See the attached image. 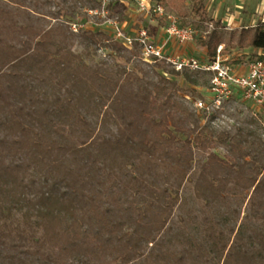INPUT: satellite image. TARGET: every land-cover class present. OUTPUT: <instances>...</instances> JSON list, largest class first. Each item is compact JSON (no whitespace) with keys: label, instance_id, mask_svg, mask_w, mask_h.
Listing matches in <instances>:
<instances>
[{"label":"rangeland","instance_id":"1","mask_svg":"<svg viewBox=\"0 0 264 264\" xmlns=\"http://www.w3.org/2000/svg\"><path fill=\"white\" fill-rule=\"evenodd\" d=\"M92 5L99 9L98 0H0V19L6 25L8 38L17 47H21L17 41L19 36L34 42L32 34L18 31L20 26L31 30L54 29L56 44L42 51L34 45L27 50L35 55L30 64L38 73L34 82L52 105L74 104L82 118L73 115L62 123L55 120L48 123L65 126L61 128L62 139L79 149L85 148L88 160L96 157V165L108 163L112 166L110 175L105 177L111 178L112 196L119 198L118 218L124 220V229L127 225L130 228L124 234L126 237L92 242L96 243L93 264H172L173 255L183 250L186 257L179 264H254L259 237L264 233V219L259 217L255 205L259 195H252V188L248 189L237 178V171H225L217 164L207 162L210 151L227 157V147L223 144L217 143L207 150L192 145L190 163H183L181 167L173 165L171 159L139 153L137 134L131 127L138 125L134 92L148 86L158 72L154 64L141 59L137 48L122 49L118 55L108 40L92 41L83 35L85 30L102 31L113 38V29L99 21ZM124 5L123 21L126 23L121 21V24L127 33L138 26H147L152 35H159L158 39H161L164 34L162 19L151 20L138 12L134 0H124ZM257 5L256 0H166L164 3L183 24L198 30L216 29L224 43L231 32L262 22L256 12ZM70 22H79L83 27L75 32L70 28ZM167 47L175 48L171 44ZM179 48L175 49L199 59L207 58L197 38ZM227 48L232 59H245L242 52L253 59L259 54L264 56V51L251 47ZM61 54L66 59L59 61ZM45 55L49 62L41 70ZM21 64L22 69L28 66L26 60ZM123 68L127 72H123ZM128 74L137 76L139 82L134 78V82L120 93L119 87L125 84L124 78ZM196 74L204 81L198 90L203 99H208L210 75L200 71ZM98 76L106 77L108 82L102 83ZM174 78L183 89L178 92L177 99L195 115L201 116L202 123L208 122L215 129L230 132L241 128L254 142L257 158L264 161V108L236 96L225 100L219 109L210 113L198 112L192 103L195 98L184 97V93L191 91V85L182 77ZM115 137L125 143L119 141L116 146L106 141ZM66 156L70 158V154ZM17 158L16 161L25 159L23 154ZM20 173V170H12L14 175ZM164 189L177 195L172 207L164 208L163 197L161 201L156 198ZM148 204L151 206L149 213L141 218L135 207ZM127 206L126 212L131 213L129 217L123 209ZM157 215L162 219L156 230ZM24 221L20 214H12L9 218L0 215V227L6 225L13 233L22 228L29 231ZM228 247L231 250L229 256L226 253Z\"/></svg>","mask_w":264,"mask_h":264},{"label":"trees","instance_id":"2","mask_svg":"<svg viewBox=\"0 0 264 264\" xmlns=\"http://www.w3.org/2000/svg\"><path fill=\"white\" fill-rule=\"evenodd\" d=\"M156 1L163 5L166 2ZM96 7L92 5L93 9ZM125 7L119 1L111 2L108 4V15L117 16L119 21H123ZM194 8L198 10L197 6ZM99 21L103 19L99 18ZM180 24L183 23L180 21ZM18 31L32 34L34 42L30 43L29 38L19 36L17 41L21 47H17L8 38L6 25L0 19V215L9 218L12 214H20L29 231L22 228L13 233L6 225L0 227V264H93L96 243L92 242L115 236L126 237L130 228L127 225V229H124V220L118 218L119 198L112 196L109 185L111 178L105 177L110 175L112 166L108 163L105 166L96 165V157L88 160L85 148L79 149L62 139L61 128L65 126L48 123L53 120L62 123L73 115L82 118L74 104L70 106L61 102L52 105L34 82L38 73L30 64L35 55L27 50L34 45L35 49L42 51L56 44L54 29L31 30L20 26ZM83 35L92 41L108 40L111 49L118 55L125 49L119 41L102 31L85 30ZM197 40L206 48L209 59L215 58L217 46L223 42L216 29L205 37L198 36ZM227 47H251L264 51V22L231 32L222 54H230ZM241 55L246 58L240 60L229 56L228 62L233 64L253 59L246 52ZM257 57L264 58L261 54ZM61 58L66 59L64 54H61L59 61ZM25 60L28 66L22 69L21 63ZM47 62L49 58L45 55L41 70H44ZM153 67L158 72L156 78L151 79L148 86L134 92L138 125L131 127L137 134L139 153L162 160L171 159L173 165L175 163L181 167L183 163H190L192 145L202 150L212 149L217 143L225 145L227 157L210 151L207 162L217 164L225 171H237V178L248 189L252 188V195H259L256 212L264 219V161L257 158L254 142L241 128L230 132L215 129L208 122L202 123L201 116L195 115L177 99L178 92L183 89L174 77H182L191 85V91L184 93V97L203 98L198 87L204 81L196 72L187 69L177 71L159 63ZM123 72H127L125 68ZM98 77L102 83L108 82L106 77ZM134 78L139 82V78L132 74L124 78L125 84L119 87L120 93L134 82ZM113 83L116 86V82ZM106 141L117 146L123 140L115 137ZM22 154L25 159L16 161L17 156ZM15 169L20 170L21 175L12 174ZM180 169L184 175V170ZM162 197L164 208L172 207L177 201V195H172L167 189L156 195L160 201ZM150 207L148 204L135 208L138 215L144 218ZM128 208H123L127 217L131 214L126 212ZM161 219V216H156V230L161 226ZM259 240L254 264H264V233ZM229 247L226 252L228 256L231 252ZM185 257L186 252L179 251L173 255L174 261L171 262L183 263Z\"/></svg>","mask_w":264,"mask_h":264},{"label":"built area","instance_id":"3","mask_svg":"<svg viewBox=\"0 0 264 264\" xmlns=\"http://www.w3.org/2000/svg\"><path fill=\"white\" fill-rule=\"evenodd\" d=\"M124 0H98L99 9L93 13L103 19V23L113 29V38L119 41L126 49L137 48L141 59L148 64L159 63L166 68L177 71L187 69L200 71L210 75L209 98H195L192 100L194 108L200 112L210 113L219 109L223 102L231 97H240L259 108H264V58H254L238 63H229V54H222L223 44H218L214 59H199L179 49L167 47L170 41L182 46L195 40L198 36H205L208 29L198 30L192 25L180 24L179 17L170 12L156 0H134L138 12L152 19H162L164 34L161 39L152 35L147 26H138L131 33L122 27L116 16L108 15V4ZM92 13V10H90ZM70 28L77 32L83 25L79 22H70Z\"/></svg>","mask_w":264,"mask_h":264},{"label":"crops","instance_id":"4","mask_svg":"<svg viewBox=\"0 0 264 264\" xmlns=\"http://www.w3.org/2000/svg\"><path fill=\"white\" fill-rule=\"evenodd\" d=\"M256 2L258 3L257 7H256V12L260 15L259 17L261 18V21L264 22V0H256ZM126 23L125 21H123V24ZM127 25V24H126ZM155 36V35H154ZM159 35H156V37L158 38ZM162 36V35H161ZM168 44H171V47H175V48H179L180 46H178L174 41H170ZM173 48V49H175ZM171 49V48H170ZM180 49V48H179ZM204 53H206V48L202 47ZM261 50V49H260Z\"/></svg>","mask_w":264,"mask_h":264}]
</instances>
